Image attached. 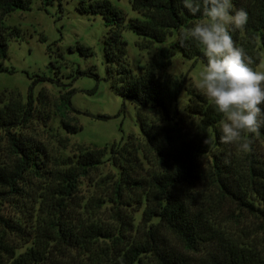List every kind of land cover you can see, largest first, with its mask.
<instances>
[{"label": "trees", "instance_id": "trees-1", "mask_svg": "<svg viewBox=\"0 0 264 264\" xmlns=\"http://www.w3.org/2000/svg\"><path fill=\"white\" fill-rule=\"evenodd\" d=\"M42 1H56L61 8L63 0ZM232 3L233 11L248 14L245 29L231 35L252 57L255 69L260 51L264 53V0ZM30 5L31 0H0V71L7 69L8 40L21 35L19 27L5 25L4 19ZM76 8L103 18L106 77L110 88L137 109L145 142L137 146L127 138L123 144L79 150L50 161L45 147L14 131L32 117V85L25 101L0 102V131L14 157L11 163H0V201L21 202L31 219L28 228L20 214L0 219V264H264V162L256 160L253 151L238 154L231 144L220 141L217 127L223 116L195 91L188 108L199 115V127L182 138L172 139L163 128L159 137L139 114L152 109L164 120L174 118L184 82L160 71L170 65L176 51L206 64L198 42L188 40L183 47L175 42L180 29L199 22L202 13L191 15L182 0H131L137 16L128 19L109 0H78ZM124 28L155 44H163L174 33L175 38L158 47L155 57L135 73L128 63ZM142 45L138 44L147 47ZM77 48L92 53L87 46ZM82 74L99 77L93 70L76 68L72 78ZM72 91L61 95L70 109ZM61 124L70 134L78 130L67 120ZM246 135L253 149L254 141H264V127L258 135ZM205 154L210 158L206 166ZM106 161L114 171L102 183L104 195L80 200L81 179ZM29 176L41 183L36 196L21 186ZM27 200L33 202L31 211ZM132 203L140 209L139 220L123 212L122 207Z\"/></svg>", "mask_w": 264, "mask_h": 264}, {"label": "rangeland", "instance_id": "rangeland-1", "mask_svg": "<svg viewBox=\"0 0 264 264\" xmlns=\"http://www.w3.org/2000/svg\"><path fill=\"white\" fill-rule=\"evenodd\" d=\"M109 1L124 13L126 19L137 16L131 8V0ZM77 3L78 0H63L59 8L56 1L44 4L42 0H31L30 9L15 10L4 19L5 25L19 27L21 35L8 40V56L4 60L7 69L0 71V102L15 99L25 101L32 85V117L28 123L14 131L45 147L50 161L55 156L75 155L79 150L108 148L112 143L123 144L127 138L137 146L145 142L136 118L137 109L110 88L106 77L103 52L106 27L103 18L100 15L80 13L76 8ZM183 29L186 28L180 31ZM122 37L127 44L128 63L135 73H139L155 57L158 47L167 46L175 38V33L163 44L147 42L127 28L122 30ZM139 43L147 47L141 49ZM77 45L89 47L92 53L80 52ZM260 54L255 70H264V53L260 51ZM205 66L201 59L186 57L176 51L170 65L160 71L164 76H177L184 85L171 121L164 120L156 110H139V114L159 131L156 132L159 137L162 128L172 139L182 138L198 130L199 115L191 113L188 105L191 92L194 91L209 100L196 87L198 74ZM76 68L93 70L99 77L96 79L89 74H82L73 79ZM71 89L73 91L69 100L72 109L64 107L61 99V95ZM61 120L77 125L78 130L68 133L62 127ZM217 128L220 131V123ZM253 143L255 159L264 162V141ZM231 149L245 155L237 145H231ZM13 158L5 132L0 131V163H11ZM209 160V155L205 154L203 165L206 166ZM146 166V170L151 169L150 164ZM47 167H52L51 163H47ZM113 171L106 161L88 177L81 179L78 198L88 201L92 196H103L105 187L102 183L106 184L113 176ZM40 185L32 176L21 184L30 196L37 195ZM32 203L26 201L30 211ZM122 208L128 216L139 220L140 209L137 205ZM14 214H20L23 224L28 228L31 219L27 217L28 213L21 202L0 201V219H11Z\"/></svg>", "mask_w": 264, "mask_h": 264}, {"label": "clouds", "instance_id": "clouds-1", "mask_svg": "<svg viewBox=\"0 0 264 264\" xmlns=\"http://www.w3.org/2000/svg\"><path fill=\"white\" fill-rule=\"evenodd\" d=\"M183 7L204 17L177 33L176 41L188 40L203 48L206 66L199 72L196 87L222 114L220 141L237 145L244 153L252 151L246 134L258 135L264 127V70H255L253 59L238 47L232 31H243L248 14L233 11L232 0H182Z\"/></svg>", "mask_w": 264, "mask_h": 264}]
</instances>
